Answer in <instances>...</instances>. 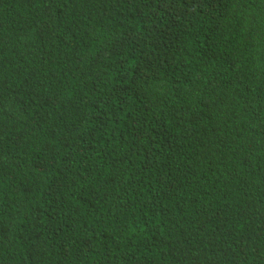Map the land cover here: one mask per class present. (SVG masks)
Segmentation results:
<instances>
[{
    "label": "trees",
    "instance_id": "trees-1",
    "mask_svg": "<svg viewBox=\"0 0 264 264\" xmlns=\"http://www.w3.org/2000/svg\"><path fill=\"white\" fill-rule=\"evenodd\" d=\"M0 264H264V0H0Z\"/></svg>",
    "mask_w": 264,
    "mask_h": 264
}]
</instances>
